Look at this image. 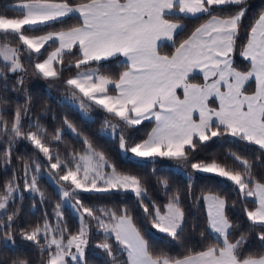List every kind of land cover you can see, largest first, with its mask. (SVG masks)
<instances>
[{
  "label": "snow or ice",
  "instance_id": "6c2138e0",
  "mask_svg": "<svg viewBox=\"0 0 264 264\" xmlns=\"http://www.w3.org/2000/svg\"><path fill=\"white\" fill-rule=\"evenodd\" d=\"M246 5L247 0H79L77 3L19 0L5 7L3 12L12 11L16 15L0 14V87L7 92L8 74H14L12 90H23L25 102L17 103L11 121L4 109H0V137H7L0 158L7 165L12 148L18 141L27 140L48 161L45 166L35 153L29 159L17 157L23 161V189L18 183L22 178L15 168L0 186V233L5 246L8 241L14 246L17 235L14 223L21 212L18 201L23 200V192L38 195L43 204L46 197L38 184L39 173L47 171L49 178H54L63 172L56 181L59 196L53 209L56 223L52 224L45 213L42 222L37 221L19 232L20 239L30 242L37 250L40 257L37 264H69V257L75 264H87L85 249L90 243L93 224L96 232L103 234L102 242L96 247L108 258L106 264H264V182L255 177L253 162L231 151L225 156V161L231 159V165L215 157L211 162H192L198 145L204 146L218 137H232L264 150V8L250 27L240 53L249 62L248 71L236 70L232 59ZM224 7H235L236 11L223 16L213 14ZM204 16L208 19L175 46L170 55L160 53L162 39L176 44L175 36L185 27L180 21ZM67 19H75L77 23L43 35L26 34L40 31L42 26L52 27L54 22L64 24ZM56 44L46 59L34 64V76L60 80L65 70L75 69L64 80L71 101L78 103L82 117L89 120L94 108L105 113L99 134L113 140L118 137L125 156L132 153L134 158L153 163L158 157L167 158L181 162L183 167L190 163L196 172L231 181L243 199L254 198L251 201L254 209H244L248 230L233 239L239 225L228 217L226 199L211 193L194 196L191 181L186 195L194 208L200 202L205 205L207 227L200 232V242L209 243L200 251L189 249L179 258L155 254L126 206L119 214L104 206H86L80 193L130 191L158 232L179 241L185 230L181 192L179 189L169 192L167 179L159 181L168 197L163 210L155 202L149 207L144 203L148 190L141 178L118 171L93 140L67 118L63 125L82 144V149L66 155L58 147L55 152L53 149V144L64 142L63 128L49 133L38 118L29 120L30 130L24 131L22 120L31 111V96L24 88L27 69L22 57L29 61L38 59L42 49ZM77 48V58L65 68L64 57L72 55ZM120 57L124 70L118 76L101 72L102 62ZM197 71L202 74L203 83L191 82L192 74ZM253 80L254 90L248 92ZM178 90H182V98ZM213 103L217 106L213 107ZM146 120L154 121L151 131L139 142L132 140L130 146L128 130L136 129ZM49 136L51 139L46 143ZM70 200L74 201L71 207L79 217L75 233L64 224L61 212ZM253 231H257L262 246L260 253L245 252ZM112 238L115 244L110 242ZM122 254H126V260L121 258ZM0 264L5 261L0 260ZM7 264H33V261L13 256Z\"/></svg>",
  "mask_w": 264,
  "mask_h": 264
},
{
  "label": "trees",
  "instance_id": "16d2710c",
  "mask_svg": "<svg viewBox=\"0 0 264 264\" xmlns=\"http://www.w3.org/2000/svg\"><path fill=\"white\" fill-rule=\"evenodd\" d=\"M14 1L19 0H7L6 4H11ZM79 0H71V3H77ZM247 11L242 19V26L239 30V36L236 41L235 51L232 53L233 66L241 72H245L249 69V63L244 61L240 53L244 43L248 37V31L253 25L255 19L258 18L261 8H264V0H247L246 5ZM236 11L235 7H224L223 11L214 12L215 15H225L232 14ZM0 14H6L11 16V14L16 15V13L7 11L3 12L0 9ZM208 17L204 16L200 19L196 18H184L181 22L185 25L184 30L175 36L176 44L168 45V50H174L183 39H185L197 26H199ZM77 21L75 19H67L64 24L54 22L52 27L42 26L40 31L34 33L26 34H37L44 33L48 31H58L61 28L67 29L68 27L75 25ZM13 40V45H15ZM56 45L51 47L46 46L42 49V54L38 58H43L46 54L52 51ZM78 48L74 51L72 55H66L64 57V67L70 62L75 61L78 56ZM171 53V52H170ZM33 56H35L33 54ZM37 60V59H33ZM119 59L112 58L109 61L102 62L103 67H101V72L105 74H110L113 76H118V74L123 70L121 63L118 62ZM1 63V62H0ZM22 63L27 69V73L33 75L35 71L32 61L27 60L26 57L22 58ZM93 67L96 65L93 64ZM57 68L60 65H56ZM75 69L71 72L65 70L62 73L60 80H45L42 77L35 75L34 79L30 77L29 80L25 79L24 88L27 90V94L31 96V111L32 117H36L40 111L45 109L55 110L61 106L56 99L52 98L46 90H50L54 94H68L64 80L69 76L73 75ZM15 75H8V91H3L0 87V107L4 109L6 118L11 121V113L15 110L17 103L22 104L25 102V92L20 91V95L16 98L12 95L13 85L15 83ZM198 79L197 76H193L191 80ZM28 84V85H27ZM247 91H252V88H247ZM12 92V93H11ZM6 101V103H5ZM30 111V112H31ZM30 114V113H29ZM92 115L91 119H83L78 115L76 110L72 108L68 109L63 115L70 120L79 131L88 135L94 142V145L98 150L105 153L107 159L114 164L118 171H123L125 173H130L137 175L141 178L144 186L148 190L147 199L144 203L151 206L155 202L163 210V206L167 203L168 197L164 194V188L160 185L159 181L161 179H167L170 187L169 192L175 189H179L182 197V208L186 213L185 230L181 234V239L179 241L173 240L168 237L167 234H155V232L150 233L149 229V217L144 213L143 208L140 206L138 200L131 201V198L127 194L120 193H88L80 194L84 204L86 206L94 207H111L119 214L121 207L126 206L133 217V222L136 224L141 234L144 235L145 239L148 240L151 250L155 254L165 253L172 257H182L188 253V250L193 251L202 250L209 241H201L200 232L207 227L206 213L203 202H200L198 208L192 206V201L187 198L188 184L190 179L185 178L180 172H185L191 174V169L189 166L183 167L181 162L170 161L169 163L158 162L153 163L150 160H143L139 158H134L132 154L130 159L121 158L119 155L117 144L118 137L113 140L110 137H104L99 134V128L101 127V122L105 117V113L99 109H93L90 113ZM23 124V123H22ZM153 126L152 120L143 121L141 125L136 126V129L128 130L130 136V146L131 141L139 142L147 137L148 132ZM10 127V124H9ZM23 129L25 131L26 125L23 124ZM26 132V131H25ZM63 139H66L74 147V150H79L78 146L75 145V137H72L68 133H63ZM7 137H0V153L6 147ZM78 142V141H77ZM231 151L239 154L241 157L249 159L253 162V172L255 177L264 182V155L261 153L264 150H260L257 145L248 144L245 141H240L232 137H218L214 138L213 141L208 142L204 146H199L194 154L195 158L192 162L206 161L211 162V159L215 157L221 163L232 164L231 159L225 161L226 154ZM33 153L37 154V151L33 149L27 140H20L12 148V154L10 157V163L7 165L0 158V186L3 185L4 181L12 176L13 169H17L19 172L22 170L19 166L22 160H18L17 157H23L24 159H29ZM259 157V159H257ZM190 164V163H189ZM176 168H180V171ZM194 178L191 182L192 191L194 196H199L202 193H211L219 195L220 197L226 199L227 201V214L231 221L239 225L238 230H234L233 239L238 237L241 232H246L248 230L249 222L244 209L247 207L249 210L254 209L255 205L251 202L252 198L243 199L239 194V189L236 188L231 181L226 178L214 176L207 173L195 172L193 173ZM40 177V178H39ZM38 184L42 192L45 193L46 200L43 204L40 203V197H28L23 194V200L18 201L21 204V212L17 220L14 223V231L17 234L15 237L14 246L11 241H3V234L0 233V260H4L5 264L9 258L13 256H20L21 258H28L33 261V264H37L40 257L35 249V247L30 243L20 239L19 232L22 228H27L29 225H35L37 221L42 222V217L47 213L52 224H55V217L53 209L59 199L58 192H56L53 184L49 183L43 176H39ZM43 178V179H41ZM18 195V194H17ZM29 199H27V198ZM132 202V203H131ZM35 204V207H33ZM12 209L10 208L9 211ZM63 214V222L69 228L71 233L77 231V223L79 220L71 212V210L63 205L61 208ZM193 226H195V231H193ZM6 231V230H5ZM102 234L97 233L94 229L90 233V243L85 249V255L87 259V264H106L108 258L105 253L96 247H94L93 241H102ZM98 242V243H99ZM111 243L115 244L114 238L110 240ZM262 251V246L258 240L257 231H253L248 238L247 245L245 247V252L260 253ZM46 258V254H45ZM126 260V254H122L121 257ZM69 264H75L69 261Z\"/></svg>",
  "mask_w": 264,
  "mask_h": 264
},
{
  "label": "rangeland",
  "instance_id": "374dc122",
  "mask_svg": "<svg viewBox=\"0 0 264 264\" xmlns=\"http://www.w3.org/2000/svg\"><path fill=\"white\" fill-rule=\"evenodd\" d=\"M6 1L7 0H0V9H4L5 7H7V6H10L11 4H13V3H16V2H19V1H14V2H12L11 4H9V3H7L6 4ZM12 12V11H11ZM12 16H14L13 14H11V16L10 17H12ZM45 33H47V32H44V33H37V34H34V35H42V34H45ZM34 55H36V54H34ZM47 55L48 54H46L43 58H38L36 61L35 60H32V63H33V65L36 63V62H42L44 59H46V57H47ZM22 58H24V57H22ZM1 63H2V61H0ZM8 75H11V73H9ZM30 77L31 78H35L34 77V75H30V74H28L27 73V75H26V80H29L30 79ZM28 85V84H27ZM46 92H47V94H48V92H49V94L48 95H50L52 98H54V99H56L59 103H61L60 105L61 106H59V108H55V110H53V111H51V110H48V109H45V110H43V111H40L38 114H37V119L39 118V121H40V123L41 124H43L47 129H48V131H49V133H52V132H54L57 128H63L64 129V131H63V133H68L69 135H71L72 137H75L71 132H70V130H67V128H66V126H64L63 125V121H64V119L66 118L63 114L65 113V112H68V109H70V108H72L73 110H76L77 112H78V115L80 116V117H82V115H81V113H80V110H79V107H78V103H74V102H72L71 101V99H70V97H69V94H54V93H52L50 90H46ZM12 93V92H11ZM12 95H14L16 98H18V99H20L19 97H18V95H20V92H14ZM23 104V103H22ZM0 109H2L1 107H0ZM90 115V117H92V115L91 114H89ZM53 117H55V119L53 118ZM83 119H85L84 117H82ZM36 119V117H32V111L30 112V114H28V116L27 117H25L23 120H22V123L23 124H25L26 125V129H25V131L27 132V131H29L30 129H29V127H28V124H29V120H31V121H35V120H37ZM102 123V122H101ZM31 130H33L34 131V129H31ZM100 131H101V127L99 128V133H100ZM62 133V134H63ZM76 138V137H75ZM51 139V137L49 136L47 139H46V143H47V141L48 140H50ZM63 143H60L58 146L57 145H55V144H53V149H54V152H55V150L57 149V147H58V150H59V152L62 154V155H66V153L67 152H69V151H72V150H74V147L71 145V143L70 142H68L66 139H63ZM74 143H76L75 145H77L78 146V148H79V150H81L82 149V144L80 143V142H77V140H74ZM117 144H118V146H119V139H118V141H117ZM33 149H34V147H33ZM34 150H36V149H34ZM37 151V154H36V156L39 158V160L41 161V163L42 164H44L45 166H48V161L44 158V156H43V154H41V153H39L38 152V150H36ZM118 152H119V155L121 156V158H124V159H127V160H129L130 158V155L132 154V153H128L127 154V156H125L122 152H121V150H120V148L118 149ZM133 155V154H132ZM140 159V158H139ZM170 161H172V160H169V159H167V158H160V157H158V158H156V162H158V163H162V162H164V163H169ZM53 162H55V161H53ZM110 162V161H109ZM111 163V162H110ZM19 166H20V168L22 169V170H20V172H19V175L21 176V180L20 181H18V183H19V186H20V188L21 189H23V162H21L20 164H19ZM188 166H189V168L191 169V174H187V173H185L184 171L183 172H180L181 174H183V176H185V178H187V179H190V181L192 182L193 181V178H194V175H193V173H195L196 171H194L192 168H191V165L190 164H188ZM175 169H178L179 171H180V168H176L175 167ZM106 171L107 172H110L111 171V169H106ZM120 172H123V171H120ZM125 173V172H124ZM63 174V172H60L59 173V175H62ZM208 174V173H207ZM59 175H56L54 178H49V175H48V172L47 171H41V173H39V175H38V177L39 176H43L50 184L52 183L53 184V186H54V188H55V190H56V192H57V185H56V181L57 180H59ZM211 175H214V176H216L215 174H211ZM40 178V177H39ZM38 178V179H39ZM29 179H30V177H29ZM41 179H43V178H41ZM61 183H63V182H61ZM232 183V182H231ZM234 185V184H233ZM235 186V185H234ZM236 187V186H235ZM237 188V187H236ZM109 193H113V194H116V193H120V194H127L130 198H131V201L133 202V201H136L137 199H136V197H135V195H134V193H132V192H130V191H128V192H125V191H118V190H112L111 192H109ZM23 194H26V196H28V197H34L31 193H28V192H23ZM80 194H82V193H80ZM83 194H88V193H83ZM19 195V194H18ZM27 198V197H26ZM27 199H29V198H27ZM146 200H148L147 199V197L145 198ZM131 202V203H132ZM72 203H74V201H68L66 204H64L65 206H67L70 210H71V212L76 216V218L79 220V217H78V214L76 213V211L71 207V204ZM93 205H95V204H93ZM92 205V206H93ZM123 207H125V206H123ZM123 207H121V208H123ZM99 208V207H98ZM107 208H109V209H113V208H111V207H107ZM114 210V209H113ZM149 223V226L146 228V230L147 229H149V232L150 233H152V232H155V234H161L160 232H158V230H156V229H154L153 227H152V224H151V221H149L148 222ZM78 227H79V223H77V229H78ZM95 230L96 231V228H95V225L93 224V227H92V229H91V231L92 230ZM75 233V232H74ZM102 234V233H101ZM103 235V234H102ZM98 242L99 241H97L96 239L93 241V244H94V247H95V245H97L98 244ZM102 242V241H101ZM100 243V242H99ZM73 251H75V249H73ZM70 262H72V263H75L74 261H71V258L69 257V258H67ZM127 259V258H126Z\"/></svg>",
  "mask_w": 264,
  "mask_h": 264
},
{
  "label": "crops",
  "instance_id": "0c3cea01",
  "mask_svg": "<svg viewBox=\"0 0 264 264\" xmlns=\"http://www.w3.org/2000/svg\"><path fill=\"white\" fill-rule=\"evenodd\" d=\"M16 3H18V2H16ZM13 4H15V3H13ZM13 4H11V5H13ZM11 5H10V6H11ZM207 19H208V18H207ZM207 19H206V20H207ZM180 22H181V21H180ZM204 22H205V20H204L202 23H204ZM181 23H182V22H181ZM253 24H254V23H253ZM45 34H46V33H45ZM190 34H191V33H190ZM190 34H189V35H190ZM42 35H43V34H42ZM189 35H188V36H189ZM188 36H187V37H188ZM187 37H186V38H187ZM186 38H185V39H186ZM246 42H247V40H246ZM246 42H245L244 44H246ZM159 43H160V49H159V51H160V53H161L162 55H163V54H169V55H170V54L174 51V50H173V51H172V50H168V48H169L168 45H171V44H172L171 41H168L167 39H162ZM57 46H58V44H56V47H57ZM177 46H178V45H177ZM54 50H55V48H54L52 51H54ZM52 51H50V52H52ZM50 52H49V53H50ZM170 52H171V53H170ZM49 53H48V54H49ZM241 57H242V56H241ZM46 58H47V57H46ZM242 58H243V57H242ZM111 59H112V58H111ZM232 59H233V57H232ZM122 60H123V57H120L118 62L120 63V61H122ZM243 60H244V58H243ZM244 61H246V60H244ZM246 62H248V61H246ZM248 63H249V62H248ZM249 66H250V65H249ZM123 70H124V69H123ZM123 70H122V71H123ZM236 70H237V69H236ZM247 71H248V70H247ZM245 72H246V71H245ZM193 76H197L198 79H193V80H191V82H193V83H203V76H202L201 73H199V72L197 71V72H195V73L192 74V77H193ZM247 88H252V91L254 90V80L250 82V84H249V86H248ZM250 92H251V91H250ZM178 93H179V95H180L181 98H182V97H183V92H182V90H178ZM212 106L215 107V106H217V105H216L215 103H213ZM153 126H154V121H153ZM153 126H152V127H153ZM151 129H152V128H151ZM151 129H150V131H151ZM150 131H149V132H150ZM250 198H251V197H250ZM252 199H254V198H252ZM204 208H205V205H204ZM205 213H206V208H205Z\"/></svg>",
  "mask_w": 264,
  "mask_h": 264
}]
</instances>
